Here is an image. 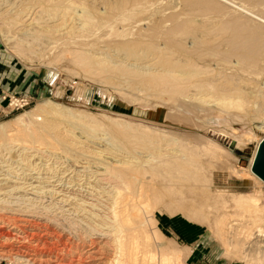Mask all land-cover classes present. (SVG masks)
Returning <instances> with one entry per match:
<instances>
[{
  "label": "rangeland",
  "instance_id": "rangeland-1",
  "mask_svg": "<svg viewBox=\"0 0 264 264\" xmlns=\"http://www.w3.org/2000/svg\"><path fill=\"white\" fill-rule=\"evenodd\" d=\"M232 2L264 16V0ZM0 98V167L48 180L33 182V195L9 193L0 203V264H25L17 257L29 254L33 264L107 262V239L94 236L90 249L80 241L102 213L86 207L99 217L79 216L75 204L63 212L67 197L53 186L65 177L99 189L109 176L123 187L113 177L119 168L154 164L160 153L180 156L172 143L183 140L194 145L190 170L205 181L188 183V199L176 196L182 203L164 207L163 196L154 204L151 239L163 247L152 245L157 256L148 263L162 251L171 257L173 246L168 264H259L234 252L226 224H264L242 212L249 195L264 202V186L254 174L257 180L227 174L250 168L264 135V24L218 0H0ZM14 99L18 105H8ZM35 129L42 131L33 138ZM43 138L48 145L36 142ZM17 207L34 221H8Z\"/></svg>",
  "mask_w": 264,
  "mask_h": 264
},
{
  "label": "bare ground",
  "instance_id": "bare-ground-1",
  "mask_svg": "<svg viewBox=\"0 0 264 264\" xmlns=\"http://www.w3.org/2000/svg\"><path fill=\"white\" fill-rule=\"evenodd\" d=\"M218 1H220L226 5H229L232 8H235L236 10L246 14L250 18L257 20L258 22L264 24V16L254 12V11H252V10L242 6V5H239V4L232 2V0H218ZM8 6H9V4H8ZM24 19L25 18L23 17V20ZM33 24H34V18L30 19L26 25L29 26V25H33ZM53 26L54 25L49 26V24H48V25H46V28L48 29V28H51ZM23 29H24V27H23ZM58 29H60V28H58ZM68 30H69V28H68ZM41 131L42 130H40V129L32 130V131H30V133L32 134L30 136H33V138L37 137L36 136L37 134L41 135L40 134ZM184 135L185 134H183V136ZM248 135H250V134H248ZM245 137H247V136L245 135ZM250 137H252V135ZM187 138L189 139V137H187ZM240 138H241V136H240ZM45 140L46 139L43 138V139H40L39 142L38 141H36V142L41 144V145H48L49 144L47 142L48 140L47 141H45ZM249 140H250V138H249ZM35 141H34V143H35ZM240 141H242V139ZM180 142L181 141H177V142L175 141L172 143L173 145L178 144L179 148L181 147L182 150L180 152L181 153L180 156L179 155L168 156L167 153H165V154L160 153V154L156 155V157H154L156 159V160L153 159L155 161H152V162H154V164H146V162L144 164V162H143L142 164H144V165H142L141 163H139L140 165H137V164H134V165L129 164L128 165L129 162H127V165L125 167L119 168L116 171V175L113 177L116 179V183H117V179H118V181L121 184H123V187H119L118 185L113 184V183L111 184V182H113V181L111 180L112 177L109 179V176L108 177L104 176L103 179L101 178L100 181L103 185L99 186V189L95 188V187H94L95 189H92L93 186H92V188H90V187L86 188L85 187L86 185L83 186V184H79L80 181H79V183H77V182H75L74 179H70V178L67 179L65 177L63 179L60 178L58 180L59 182L55 186H53L55 191H56L55 193H57L58 195L60 194L62 196L67 197L66 199H61V202H63L65 206L70 205V208L62 209L64 207L63 206L61 208V210L63 212L68 211L69 209H71V205L75 204V205H77L76 206L77 210H78L77 215L79 214V216H81V215L83 216V213H86V214H89L93 219L96 217L97 218L99 217V214H97V213L95 214L93 212L91 213L90 212L91 210L86 211L87 210L86 207H89L90 209H96L102 213L101 219L98 218L99 219V221H97L98 224L93 223L95 225V228L92 229L93 232H91V235L89 237L87 236L88 241L85 239L84 236H81L80 232L83 229L82 230L80 229L81 226H79L78 222H77L78 224L75 223V230H77L79 233H76L77 234L76 235L74 233V231L73 232L71 231L73 238L75 237V235L81 236L80 241H81L82 245L89 247L88 249L95 247V245L97 243L93 239L94 236L96 238H102V239L108 240V244L111 245V248H112L111 249L112 255L110 256V258L108 257L109 259L107 262H103L102 264H147L149 262V260H151L150 261V263H151L153 260V256L154 255L157 256V254L156 253L154 254V252L151 250L152 245H154L156 243L155 241H153L151 239L152 234H150V232H152L153 229H156V227H155L156 226V219H155V216L152 212V207L157 202L162 201L163 196L168 197V201L164 202L163 206L164 207H169V206L173 207L177 201L181 202L180 198L176 197L177 194H179V195L184 194V196H186V198L188 199L189 195L188 194L186 195L184 193L185 191H182V189L185 188L188 185V183L193 181L194 183L197 184V182L199 180L205 181L204 178H199V177L195 176V174H193V172L190 170V168L193 167L196 163V162H192V161L190 162V155L196 156V154L193 152V149H194L193 143H190L186 140H183L182 143H180ZM205 143L207 144V146H210L211 148H212V146L217 147L216 145H214L213 143H211L208 140H205ZM206 149H208V148H206ZM221 151H220V153L218 152V155L222 154ZM225 154L226 153L224 152V155ZM227 156H223V157H227ZM150 161L151 160H149L147 162L149 163ZM251 161H250V164H251ZM16 162H18V160ZM7 163L9 164V162H7ZM20 163H22V162H20ZM20 163H19V165H20ZM33 163H32V166H33ZM134 163H136V162H134ZM221 164L223 166L224 163L221 162ZM224 166H226V165H224ZM28 168L29 167H27V169ZM30 168H32V167H30ZM226 168H227V166H226ZM228 168H230V167H228ZM228 168H227V170L231 169V168L230 169H228ZM230 171H231V173L227 174V175H230L235 179L236 178L237 179L238 178H245L247 176L250 177V175H251V179H253V180L256 179V177L250 171V168L247 171L245 170L246 172L237 170L235 168H232ZM102 173H99L98 175H102ZM36 174H39V172H36ZM103 175H105V174H103ZM24 176H21V174H19L17 172L11 171V169H9V168L5 169L3 167H0V203H6V201L4 200V197H10L11 198L9 193H11V194L21 193V195H27V196L33 195L34 194V188H37V186L33 185V182H35V185H36V182L43 184V183L48 181V180H44L41 176H36L33 174H27V176H25V177ZM44 176H47V175H44ZM51 176H53V175H51ZM27 177L30 180V182H23L22 178L26 179ZM14 178L20 179L22 181L18 182L16 180H12ZM114 178H113V180H114ZM56 182H57V180H56ZM52 183H51V185H52ZM66 183H68V185L65 186L64 184H66ZM261 183L264 186V182H261ZM72 184H74L75 186H78V187L81 186L80 187L81 189H79L78 187L76 189H74L75 186ZM120 186H122V185H120ZM184 190H186V189H184ZM45 191H47V190L45 189ZM70 194L73 195L74 197H69ZM21 195L16 196L14 198L23 199V200H26V199L32 200V199L26 198L24 196L20 197ZM44 196H46V194ZM78 196H80V198H78ZM37 198L39 199V197H37ZM233 198H235V196ZM42 200H44V199H42ZM73 200H81V202L76 203L77 201L74 202ZM88 200H91V201L88 202ZM35 201H38V200H35ZM50 201H52V200H50ZM183 201L184 200H182V202ZM7 202H8V199H7ZM12 202L15 203L16 201H12ZM22 202H24V201H22ZM242 202H243V204H242L243 207L242 206L241 207L243 209L242 208L241 209H242L243 213L247 212V215L250 216L251 218H255L257 221H263L262 218H264V202L263 203L260 202V199L255 195H249V196L245 197L244 201H242ZM24 203H26V202H24ZM7 204H10V203H7ZM96 205L99 207H95ZM181 205L184 206L183 204H181ZM22 207L11 208V213H10V215L6 216V219L8 218V221H13L15 218H17V220H22L26 223H32L34 221V217L36 215L28 212L27 210L25 211ZM45 207H47V206H45ZM85 208H86V210H85ZM32 210L34 211V209H32ZM2 218H0V220ZM2 220H4V219H2ZM77 221H79L81 223L80 219H78ZM227 225H229V226H227ZM70 226L73 227V225H70ZM70 226H69V224H66V225H63L62 227H63V230H67V229L71 230ZM226 226L231 228V230H232V231H230V232H232V234L230 233L231 237H232V239L230 240V244L232 245L231 247H233L234 252L240 253L242 255L243 259H246L245 256H251V258L256 260L259 264H264V224H261V223L258 224L256 221H253L250 225L244 226L243 223H236V222L230 221L229 223L226 224ZM4 232L0 230V236L6 235ZM6 233H7V231H6ZM36 234H38V233H36ZM45 234H48V232H45ZM82 234H84V233H82ZM54 235L58 238V241L61 240V238H62L61 234L58 233V235H56V234H54ZM68 238H70V237H68ZM67 240H69V239H65L63 241L64 243L63 242L62 243L64 245L67 244ZM70 244H71V241H70ZM161 245L163 247V244L157 243L154 245V248H155V246L158 247ZM104 249H106V248H104ZM176 249L177 248L173 247V246L169 249L170 250L169 254L171 255V257H168V255H167L168 253L166 254L165 252L162 251L160 257H158V259H156L158 262H156L155 264H168V263H170L172 261V257L177 255V253H178V251H176ZM99 251H101V250H99ZM103 251H105V250H103ZM154 251H155V249H154ZM152 252H153V255H152ZM86 253H87V251H86ZM107 253L108 252L106 251L105 254H107ZM139 253L141 255H139ZM108 254H111V253H108ZM150 254H151V256H150ZM102 255H104V254H102ZM30 256H31V254H29V256H27L25 258H24V256L19 257V258L17 257V260L24 262L25 264H33V262L31 261L32 257H30ZM140 256H142V257H140ZM104 257L102 256L101 258H104ZM251 262L247 261V263H249V264ZM176 264H178V263H176Z\"/></svg>",
  "mask_w": 264,
  "mask_h": 264
},
{
  "label": "water",
  "instance_id": "water-1",
  "mask_svg": "<svg viewBox=\"0 0 264 264\" xmlns=\"http://www.w3.org/2000/svg\"><path fill=\"white\" fill-rule=\"evenodd\" d=\"M250 171L264 182V135L258 141L250 164Z\"/></svg>",
  "mask_w": 264,
  "mask_h": 264
},
{
  "label": "built area",
  "instance_id": "built-area-1",
  "mask_svg": "<svg viewBox=\"0 0 264 264\" xmlns=\"http://www.w3.org/2000/svg\"><path fill=\"white\" fill-rule=\"evenodd\" d=\"M13 102L15 103V105H18V102H16V100H15V99H14V100H12V101H9V103H10V104L8 103V105H11V104H13V106H14V103H13ZM11 108H12V107H11Z\"/></svg>",
  "mask_w": 264,
  "mask_h": 264
},
{
  "label": "crops",
  "instance_id": "crops-1",
  "mask_svg": "<svg viewBox=\"0 0 264 264\" xmlns=\"http://www.w3.org/2000/svg\"><path fill=\"white\" fill-rule=\"evenodd\" d=\"M1 103H3V101H1V98H0V105H1Z\"/></svg>",
  "mask_w": 264,
  "mask_h": 264
}]
</instances>
